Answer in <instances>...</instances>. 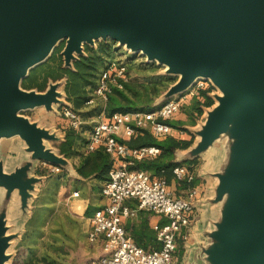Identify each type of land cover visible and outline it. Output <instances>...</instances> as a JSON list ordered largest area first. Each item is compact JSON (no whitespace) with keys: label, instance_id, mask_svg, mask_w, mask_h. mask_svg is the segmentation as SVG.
<instances>
[{"label":"water","instance_id":"water-1","mask_svg":"<svg viewBox=\"0 0 264 264\" xmlns=\"http://www.w3.org/2000/svg\"><path fill=\"white\" fill-rule=\"evenodd\" d=\"M99 40L139 52L177 76L162 101L199 78L214 87L210 95L217 102L192 131L198 141L176 159L197 158L223 141L206 198L217 213L202 231L193 264H264V0H0V141L19 137L25 144L10 170L0 159V264L11 258L19 236L8 225L14 192L24 214L45 179L37 163L70 168L48 144L64 136L23 114L69 105L63 80L49 81L44 91L21 82L61 41L64 66L72 68L84 46Z\"/></svg>","mask_w":264,"mask_h":264},{"label":"built area","instance_id":"built-area-1","mask_svg":"<svg viewBox=\"0 0 264 264\" xmlns=\"http://www.w3.org/2000/svg\"><path fill=\"white\" fill-rule=\"evenodd\" d=\"M98 75L93 97L86 102L89 106L96 104V99L102 105L112 86L122 87V83L128 80L126 63L107 59ZM206 85V80L199 78L187 91L165 99L158 106L113 112L109 116L102 110L93 117L86 150L102 147L112 157L113 164L101 186V194L107 203L94 210L87 231L89 241L101 239L102 255L89 264H176L179 241L187 239L194 222L200 186H191L184 196L174 195L164 177L153 176L145 169L131 168L138 160L154 159L161 149L156 145L131 147L127 140L138 130H148L157 139L169 134L174 136L176 129L167 120L179 112L185 98L197 95ZM61 111L70 127L79 129L85 123L70 105H63ZM42 164L51 173L61 171L58 165ZM173 174L187 182L196 177L194 171L184 164L176 165ZM128 198L137 201L136 208L125 203ZM139 209L150 210L166 219L156 226L157 247L144 248L125 231L123 220L136 216Z\"/></svg>","mask_w":264,"mask_h":264},{"label":"rangeland","instance_id":"rangeland-1","mask_svg":"<svg viewBox=\"0 0 264 264\" xmlns=\"http://www.w3.org/2000/svg\"><path fill=\"white\" fill-rule=\"evenodd\" d=\"M99 41H96L94 46L97 47ZM119 59L124 60L127 66L128 79L137 82H155L162 81L159 85V94L154 99L151 107L158 106L162 103L161 95L167 90V88L177 80V76L169 75L165 73V67L156 63L155 61H147L145 56L139 52H130L124 47H118L117 43H112V49L107 59ZM60 86L61 90H64V79ZM206 84H211L206 80ZM214 94H222L217 88L214 90ZM199 100V104L202 106L203 97L200 91L197 95L187 97L183 100L179 112L174 115L170 120L181 121L178 127H175L174 136L177 138H189L193 136V144L198 141L199 137L192 131L200 128L206 117V111L211 109L216 104V99L214 98V103L212 106H202V113H197L195 109H192L194 100ZM71 106V104L69 103ZM62 106H55L56 111H47L44 107H36L30 110H26L23 114L29 117L30 120L37 121L40 125L58 129L60 133L65 135L67 128H71L67 121L62 116ZM84 114L86 115V120L89 123H84L83 127L79 129L82 136L86 137L85 132H89L92 120L91 106L84 108ZM90 115V116H89ZM172 126V125H171ZM50 146L54 149L59 150V143L48 142ZM24 142L19 137H11L7 139H2L0 141V159L4 160L6 170H10L14 165L19 163L23 158ZM223 141H215L212 146L207 150L202 152L197 157V162L193 164V171L198 178H202V191L200 204H198L195 213L197 217L194 218V225L197 227L196 232L201 230L202 227L210 226V220L215 217V205L212 209L208 203H206V198L210 196L212 183L216 180L214 177L209 175V172L216 171L218 163L223 155ZM186 150H177L176 157L181 158ZM40 170L42 169L40 167ZM42 166V165H41ZM46 167V166H44ZM62 169V168H61ZM44 174H52L49 169H42ZM152 174L150 170H147ZM61 172V171H59ZM58 172V173H59ZM57 174V173H53ZM47 178L37 185L34 198L29 200V206L26 213H22L20 209V201L17 192H14L9 208H8V225L9 232H19V236L12 241L9 248V252L12 254L11 258L6 264H24L32 256H38L45 258L48 262L52 264H89L90 259H85V256L90 254L85 244V248L80 249L78 240L82 238V225L83 222L79 217L70 214L68 209L65 207L64 203H58L52 193V187L46 183ZM63 187L58 186V192L60 194L63 191ZM170 191L175 195L177 191L175 189V184L172 182L169 184ZM0 195V198L2 197ZM63 204V205H62ZM194 213V214H195ZM147 235L149 237L155 236L153 231H148ZM195 237L189 236L186 240H180L178 244V249L176 252L177 262L176 264H191L193 261V256L195 253V244L193 243ZM155 243V242H154ZM154 243L150 245H154ZM156 247L158 243L156 242ZM83 250V251H82ZM39 264H45L40 261Z\"/></svg>","mask_w":264,"mask_h":264},{"label":"trees","instance_id":"trees-1","mask_svg":"<svg viewBox=\"0 0 264 264\" xmlns=\"http://www.w3.org/2000/svg\"><path fill=\"white\" fill-rule=\"evenodd\" d=\"M112 43L114 42L111 40H100L95 48L85 45V54L74 60L72 62L73 67L69 68L64 66L63 56L61 54L64 41H61L47 60L29 71L28 75L23 78L21 85L26 89L34 88L38 91H44L49 81L64 79L65 99L75 111L86 119L84 108L89 106L86 102L93 97V91L99 77V70L106 56L110 54ZM161 83L162 81L137 82L128 79L122 83L121 88L112 86L110 93L107 95V100L102 105L99 99H96V104L91 105L92 111L94 112L92 117L102 110L109 116L113 112L149 109L159 94V85ZM213 89L214 87L211 84H207L206 87L200 90V94L204 99L202 106L208 107L214 103L210 95ZM198 101L196 99L194 100L192 109H195L200 114L203 110ZM167 123L178 127L181 121L168 119ZM79 129L67 128L64 140L58 146L59 153L64 156H70L72 154L80 155L81 160L75 166V169L81 177L95 175L97 178L106 179L113 164L111 156L102 147H98L93 151H87L86 153L76 151L74 148L82 138ZM192 143V135L189 138H177L169 134L162 139H157L148 130H138L134 136L127 140L129 146L156 145L161 149V152L152 160L142 159L136 161L131 168L150 170L153 176L164 177L168 184L172 182L175 184L176 195L184 196L191 186L198 185L199 178L195 177L191 182L179 180L174 176L173 168L176 165L184 164L192 169L193 164L197 162V158L178 161L175 159V154L177 150L187 149ZM37 172L44 174V171L39 168ZM165 221L166 219L158 222V224H162ZM154 245L156 244L154 243ZM40 261H43L45 264H52L45 258L38 256H32L24 264H39Z\"/></svg>","mask_w":264,"mask_h":264},{"label":"crops","instance_id":"crops-1","mask_svg":"<svg viewBox=\"0 0 264 264\" xmlns=\"http://www.w3.org/2000/svg\"><path fill=\"white\" fill-rule=\"evenodd\" d=\"M88 121H89L88 119L87 120L85 119V123H89ZM90 125H92V122ZM57 131L60 133L58 129ZM91 131H92V126H90L89 132H85L86 137L82 136L81 140L77 142L74 148L76 151H80L84 153L87 152L86 146H87V142H88ZM62 135L65 137L64 134ZM65 157L70 163L69 169H66L60 166L62 168L61 172L59 173L57 172V174L52 173V174L46 175V174H42L38 172L37 174L43 175L45 176V178H47L45 181L46 183H49L48 185H50V187H52L51 191L53 192V196L55 197V200L58 203H64L66 205L65 207L68 209L70 214H73V216L79 217L82 220L83 222L82 238L78 240L77 244H79V247H81L80 249L85 248L84 246L85 244L86 246H88L87 248L91 250L89 251L90 254L88 253V255L85 256V259L87 260L96 259L102 255V241L101 239L95 240V241H89L87 239V231L90 227V219H91V216L94 210L107 203L106 198H104L101 194V186L107 178L100 179V178L95 177V175H91L88 177H81L75 169V166L79 164L81 160L80 155L72 154L70 156H65ZM175 159H178V158L175 156ZM39 163L42 169L48 170L47 167L43 166L41 161ZM38 168H39V164H37V169ZM201 181H202V178H199V182H197L198 187L200 186V199H201V191H202ZM214 183H212V185L210 184L211 193L213 192L212 189H213ZM59 185L60 186L63 185L65 186V188L63 187L64 190L61 191L60 194L58 192V195H57V188ZM74 192H77V194H74ZM200 199L198 200L196 204L195 210L197 209L198 204H200ZM125 203L131 206L132 208L137 207V201L135 199L128 198L126 199ZM209 205L212 209L213 204H209ZM214 209L217 213V205H215ZM194 215L197 217V213H195ZM164 219L165 217L160 216L150 210L139 209L137 211L136 216L125 218L123 220V225H124L127 235L130 236L137 244L141 245L144 248H150V247L155 246V245H150V244L154 242L156 244L157 242L156 241V226L158 222H162ZM210 225H211V220H210ZM209 227L210 226L202 227L201 230L196 232L197 235H195V230H197V227L194 225V222H193V225L190 228L189 236L191 235L195 237V240L193 242L196 245L195 247H197V244L201 242L202 231L205 229H208ZM150 230L155 233V236L149 237L147 235V232ZM194 262H195V257L193 256V261L190 263L193 264Z\"/></svg>","mask_w":264,"mask_h":264}]
</instances>
